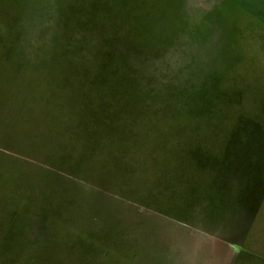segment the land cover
<instances>
[{
    "label": "rangeland",
    "instance_id": "374dc122",
    "mask_svg": "<svg viewBox=\"0 0 264 264\" xmlns=\"http://www.w3.org/2000/svg\"><path fill=\"white\" fill-rule=\"evenodd\" d=\"M0 264H264V0H0Z\"/></svg>",
    "mask_w": 264,
    "mask_h": 264
}]
</instances>
